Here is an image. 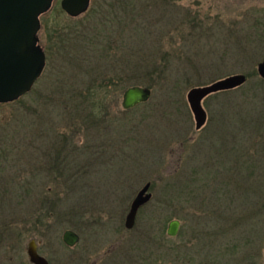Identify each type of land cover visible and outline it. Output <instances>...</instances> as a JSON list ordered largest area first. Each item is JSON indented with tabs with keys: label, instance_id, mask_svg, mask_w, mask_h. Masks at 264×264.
<instances>
[{
	"label": "rangeland",
	"instance_id": "374dc122",
	"mask_svg": "<svg viewBox=\"0 0 264 264\" xmlns=\"http://www.w3.org/2000/svg\"><path fill=\"white\" fill-rule=\"evenodd\" d=\"M60 1L43 23L70 30L69 44L42 28V45H54L42 77L20 102L0 103V264H33L32 239L50 264H264V128L242 127L236 113L251 100L249 115L264 114V0H165L144 20L111 16L103 38L96 16L74 20ZM121 74L92 111L89 87ZM235 74L246 82L208 95L196 129L189 91ZM132 85L153 94L126 110ZM247 178L245 203L236 192ZM147 182L152 199L129 230ZM67 229L80 235L74 247Z\"/></svg>",
	"mask_w": 264,
	"mask_h": 264
},
{
	"label": "water",
	"instance_id": "95a60500",
	"mask_svg": "<svg viewBox=\"0 0 264 264\" xmlns=\"http://www.w3.org/2000/svg\"><path fill=\"white\" fill-rule=\"evenodd\" d=\"M56 0H0V103H9L20 99L30 92L42 76L47 56L41 43V17L50 12ZM92 0H61L62 9L71 17L85 14L91 7ZM258 73L264 79V59L258 64ZM247 80L244 74H235L218 80L210 85L192 88L188 101L196 120V129H201L207 122V111L203 100L210 94L236 88ZM150 87L143 85L129 86L123 95L122 107L132 109L146 103L152 97ZM151 182H147L132 201L126 215L125 227L133 229L139 210L152 199L149 192ZM180 221L174 219L168 225L167 233L176 236ZM62 239L70 247L80 241V235L73 229L64 231ZM28 256L33 264H50L38 249L36 240L28 246Z\"/></svg>",
	"mask_w": 264,
	"mask_h": 264
},
{
	"label": "trees",
	"instance_id": "16d2710c",
	"mask_svg": "<svg viewBox=\"0 0 264 264\" xmlns=\"http://www.w3.org/2000/svg\"><path fill=\"white\" fill-rule=\"evenodd\" d=\"M164 1L165 0H146V1H142V0H93L90 10L82 17V20H87L88 19L87 16H96V17H94V19H97L96 24L100 25V27L99 26L95 27L96 28V30H94L95 34H96L95 38H98L97 37L98 35H100L99 37L103 38V34H104V32H103L104 29L103 28L105 27V24H109V21H113L111 19V16H114V15H117L118 17L125 16V17H121V18H126V17H128L130 15V13H132V14L133 13H139L141 16L143 14V20H144V16L145 15L153 16V13H155L154 10H156L158 8V5L163 7V2ZM139 4L141 6L137 7ZM55 10H54V12H55ZM149 11H153V12L152 13H148ZM56 12L57 13H62L63 10L62 9H57ZM46 15H44L43 17L45 18ZM91 18H93V17H91ZM79 19L81 20L80 17L76 18L77 21H80ZM49 21H50V19L48 17L43 23V31H44V33H46L47 35L51 34V38H52V36L54 38H57L56 44L57 43L58 44L62 43V45H68L69 42H70L69 38L71 37V34H72L70 32V30H67L65 33L62 34L61 28H59L56 25H51ZM119 21H122V19H119ZM102 24H104L103 28H101ZM88 27L89 26H86V28H88ZM78 29H80V28H76V29L72 28L73 33L76 32ZM69 32H70L69 38L65 39L63 36L68 35ZM108 45L105 46V48L104 47L103 48L104 49L110 48V46H108ZM53 47H54V45H52V44H51V46L49 44L48 47H45V49L47 51H49L48 56L50 58H51L50 52H51V49H53ZM147 68H148V66H146V69H143V66H141L139 69H137V73L139 75H142L144 73L146 74V71L152 70V68L149 69V70H147ZM153 68L154 69H159L160 66H155ZM166 70H167V67H165L163 69V72L166 71ZM134 71L136 73V70H134ZM102 77L103 78L101 80H99L97 83H93V85L89 87L87 99L93 100L92 101L93 103L90 105V108L92 107V111H93V107H95V105H94L95 101L105 104V102H106V100H104L105 96H107L109 94V92L113 91L114 87L115 88H119L122 85V81H123L122 74L119 75V76L116 75L115 77H111V78H107L108 76H102ZM133 83H135V84H147V85L151 86V84H149L150 83L149 80H146L143 77H138L136 79V81L133 80ZM236 89H238V87L235 88V90ZM224 92H228L229 93L231 91L227 90V91H224ZM100 94H102V95H100ZM21 100H22V98L18 99L16 102H20ZM247 102H250V106H249L250 110H247V109L243 110L244 107L242 106V104H240L239 108H238V111H236V113L238 115H241V117L244 118L242 121H241V118H240V121H241L240 123H241L242 127H244V126H257L259 129L264 128V114H263V112H262L261 116H256V114H254L253 116H252V114L249 115L248 111H250V112L252 111L251 108L254 107L253 106L254 102L251 101V100L247 101ZM228 171L230 172L229 169H228ZM250 173H251L250 176L252 177L253 176V172H250ZM255 176H256V173H255ZM262 180H263V177H262V179H260L258 181L255 179V182H258L260 184L262 182ZM250 181L251 180H249L247 178V180L245 179V180H243V181H241L239 183V191L236 192V193H239L236 196L237 200L241 199L243 202L247 203V200L243 197V195H245V194H242V192H241L240 184H246V185L249 184L250 188L252 189L253 188L252 185H251L252 182H250ZM257 197H258V200L260 199L259 202H258V203H260L261 199H264V194H259ZM245 213L248 214V212H245ZM245 219H247V218L245 217ZM150 235H151V237L153 236L152 234H150ZM156 236H157V234H156ZM134 264H140V263H139L138 260L135 259Z\"/></svg>",
	"mask_w": 264,
	"mask_h": 264
},
{
	"label": "flooded vegetation",
	"instance_id": "af4514ba",
	"mask_svg": "<svg viewBox=\"0 0 264 264\" xmlns=\"http://www.w3.org/2000/svg\"><path fill=\"white\" fill-rule=\"evenodd\" d=\"M92 1H93V0H92ZM91 6H92V3H91ZM90 8H91V7H90ZM90 8H89V9H90ZM76 18H77V17H76ZM76 18H74V19H76Z\"/></svg>",
	"mask_w": 264,
	"mask_h": 264
}]
</instances>
